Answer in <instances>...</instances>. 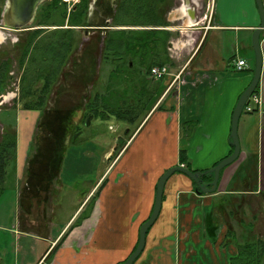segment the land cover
<instances>
[{
	"label": "crops",
	"instance_id": "obj_1",
	"mask_svg": "<svg viewBox=\"0 0 264 264\" xmlns=\"http://www.w3.org/2000/svg\"><path fill=\"white\" fill-rule=\"evenodd\" d=\"M182 1L176 6L179 7L177 15L166 14L169 25L159 27L167 30L162 31L169 38L166 44H159L151 59L168 65L170 74L159 81L166 86L147 117L130 136L126 134L127 125L123 127L122 132L128 138L118 133L109 140L102 156L106 165L95 174V179L87 180L83 190L79 185L66 189L60 175L53 201L57 207L70 211L60 208L57 217L63 216L66 220L61 223L53 220L48 237L21 231L17 226L12 228L7 224L10 219L2 218L6 224L1 222L0 229L12 234L14 239L17 234H27L46 241V247L42 252L32 248H19L18 252L14 248V254L0 248V264H116L124 261L136 245L140 225L152 213L159 177L174 165H185L180 163L181 149L186 150L196 170L212 167L229 153L233 110L254 74L252 36L260 25L258 6L256 0H207L206 4L201 0ZM201 7L205 10L198 15ZM180 20L182 22H178ZM261 46L264 56V33ZM74 57L66 63L69 68L66 65L63 68L67 75L72 73V80L76 81V108L80 106L76 111V115L79 113L76 124L81 128L76 133L78 141L85 128L95 127L101 120L90 114L85 120L82 118L87 111L82 103L87 101L92 87L83 84V80L92 76L105 88L113 63L105 60L102 66L98 58L95 73L92 65L96 58L83 53L82 44ZM239 59L247 63L242 69L235 64ZM180 72L184 81L173 82L174 75ZM259 93L263 97L261 108L242 113L240 117L241 153L238 160L220 174L218 192L198 193L189 176L182 172L172 174L164 188L161 211L148 230L145 248L136 264H229L230 256L237 249L234 244H222L227 227L223 223L215 226L214 203L228 190L232 176L251 154L256 129L259 155L256 194L264 190V64ZM109 102L110 106L112 101ZM103 109L107 111V105ZM18 112L21 123L16 161L9 163L3 183L11 184L9 192L13 191L19 208L23 171L39 112L25 109ZM0 125L4 127L1 121ZM110 127L115 128L111 124ZM120 139L126 143L112 160ZM93 198L87 217L71 228ZM53 209L54 205L50 214L54 213ZM65 234L56 253L48 256Z\"/></svg>",
	"mask_w": 264,
	"mask_h": 264
},
{
	"label": "trees",
	"instance_id": "obj_2",
	"mask_svg": "<svg viewBox=\"0 0 264 264\" xmlns=\"http://www.w3.org/2000/svg\"><path fill=\"white\" fill-rule=\"evenodd\" d=\"M169 1L171 0H119L118 12L112 13L114 25L141 28L109 29L105 34L101 32L92 33L91 28H84L93 25L87 21L89 0H82L77 9H72L70 13L67 9V3L62 0H48L40 6L36 16L38 21L34 25H58L59 27L52 30L53 36L49 35V40H44V42L52 41L58 37L59 44L57 46L51 44L50 47L46 43L42 45L40 41L43 32L47 31L48 28L39 27L28 31L26 36H22L15 47L20 50V55L17 58L18 64L23 69L19 78L20 89L17 102L25 110L39 112L23 171V185L20 190L18 223L21 231L48 237L51 234L50 224L53 220L59 223L66 220L63 216L57 217L61 207H57L53 197L56 191V183L62 172L68 139H72L81 128L75 120V113L80 106L76 108V104L64 97L65 93L60 91L65 88L59 82L62 74L66 77L62 80L69 82L72 89H76V81L72 80V73L68 74L70 75L69 78L64 72L63 66L70 60V57L76 56V50L80 44H82L83 53H88L96 58V62L92 65L95 73L97 71V57L101 56L102 63L109 59L112 61L113 68L105 88L102 85L99 86L101 81L95 80L92 76H89L86 81L83 80V84H91L92 87L87 101L82 103L84 107L87 106V111L82 118L85 120L89 114L94 118L100 117L102 119L114 115L127 125L126 134L130 136L147 117L166 86L162 83L159 84L160 82L147 83L146 79L152 80L148 78V72L152 66L164 64L160 61H152L151 57L159 44L161 42L166 44L169 38V35L166 34L167 36H165L166 32L162 31L166 29H159L161 26L169 25L164 9V3H169ZM5 2L6 0H0V21ZM66 19H68V27H64ZM78 26L83 28H77ZM86 30L89 31L87 43L83 42ZM49 48L54 50L53 53L59 57V60H55L53 63L47 61L48 64L41 62L36 69L34 67L35 62L40 57H45ZM45 58L49 59L48 57ZM131 62L132 65H130ZM138 68L147 76L146 78L136 80L137 76L135 75ZM13 70L12 56L7 55L0 59V95L9 90ZM32 70L35 72L34 75L31 74ZM252 71H254L253 67ZM259 91L260 84L255 93H259ZM51 100H54L52 105L50 104ZM110 100L112 103L109 106ZM106 105L107 111L103 109V106ZM256 110L248 111L244 107L243 114ZM254 132L256 138H252L254 144L251 145V154L240 164L232 176L228 190L222 193L219 200L214 203L215 226L219 227L223 223L227 227L225 240L222 244H235L237 249L236 253L230 256L229 264L264 263V237L257 235L251 237L246 232L241 233L244 238L243 241L238 240L240 239L239 233L234 223L236 221L244 227L245 208L252 198L251 195L256 194L259 187L258 132L257 134L256 131ZM17 139V129L13 125H4L0 134V197L5 191L3 182L7 175L8 165L16 161ZM125 143L126 140L120 139L118 144L123 147ZM233 149L232 146L226 156L230 155ZM111 158L113 157L111 156ZM180 163L193 169L185 149L180 151ZM224 169L225 167L221 173ZM213 176V173L205 174L202 176V181L204 183L211 182ZM192 182L196 189V182L193 179ZM258 193L264 196V190H259ZM93 204L94 198L71 228L79 225L87 217ZM53 205L54 213L50 214ZM87 209L89 210L87 211ZM247 225L250 228L248 231L253 230L254 223L250 222ZM66 236L67 234L63 235L48 256L53 255ZM138 242L139 235L132 252ZM139 257L133 264L137 262Z\"/></svg>",
	"mask_w": 264,
	"mask_h": 264
},
{
	"label": "rangeland",
	"instance_id": "obj_3",
	"mask_svg": "<svg viewBox=\"0 0 264 264\" xmlns=\"http://www.w3.org/2000/svg\"><path fill=\"white\" fill-rule=\"evenodd\" d=\"M179 1V0H178ZM181 4L183 3L182 0ZM179 1V2H180ZM76 0H70L67 2V9L69 11V8H72ZM204 4L207 3V0H203ZM175 5L169 12H172L173 14L177 15V8ZM205 10V7L200 8V12H198V15H202ZM34 22L37 23L38 19ZM178 22H182L181 20ZM66 24H68V19L65 21ZM0 26H3V23H0ZM49 29L42 35V40L40 43L43 45V43H46L48 47L52 45H58L59 40L58 37H56L52 41L44 42V40H49V35H52V26H48ZM47 27V28H48ZM135 27V26H130ZM28 32V31H27ZM27 33L23 31H13V30H6L1 29L0 27V59L6 57L7 55L12 56L13 58V65L14 70L11 72V75L13 76L9 90L0 95V121L4 123V125H13L14 128H16L19 132L20 128V115L18 112V109H20V113H22V110H24L21 105L17 102L18 96H19V78L22 73L20 64H18V56L20 55V50L15 48L16 44L20 40L22 36H26ZM57 35V34H54ZM53 36V35H52ZM89 38V35H86L84 32L83 36V42H86ZM50 42V43H48ZM87 43V42H86ZM52 44V45H51ZM53 49L49 48L47 49V53L45 54V57H48L47 60L45 57H40L35 62L34 67L37 69V65L41 62L47 63V61H50L53 63L55 60H59L54 53ZM75 56V55H74ZM73 56V57H74ZM73 57H70V61ZM42 58V60H41ZM76 58V56L74 57ZM69 61V62H70ZM68 62V63H69ZM48 64V63H47ZM137 64V62H136ZM103 66V63H102ZM139 66V64H138ZM67 69L69 68V65L66 64ZM149 73V72H148ZM31 74H35L34 70H32ZM135 76H138L139 78H146L145 74L139 69V71L136 73ZM148 78H151L152 80L146 79L147 83H159V80L154 79L151 77V75H148ZM155 80V81H153ZM162 81V80H160ZM59 82L61 85L65 86V88L61 89L60 91L65 93L64 97L70 99L73 101V104H76V89H72V85L69 84V82H64L62 80V76H60ZM161 84V83H159ZM101 86V84L99 85ZM54 103V100H51L50 104L52 105ZM62 104V102H61ZM254 105V104H252ZM8 107V108H7ZM23 115V114H22ZM245 115V114H244ZM79 113H75V120H78ZM99 124L95 127L91 128H85L83 131L81 138L76 141V135L71 140H68L67 143V151L64 157L63 167L61 176L65 180V188L66 189H73L75 186L79 185V188H85L87 180H93L95 179L94 176L97 174L101 168H103L106 165V161L103 162L102 156L104 152V148L108 146V142L110 139H114L118 133H121L120 136H124L125 139L128 138L125 136V134L122 132L123 127L126 125L123 121H120L116 118V116L111 115L110 117H106L104 119L100 118ZM114 126L115 128L111 129L109 128V125ZM243 124H241L242 126ZM252 126V124H251ZM3 126L0 125V134L2 133ZM251 130L253 131L252 127ZM256 129V134H257ZM119 145V144H118ZM114 149V153L112 157L114 158L116 155L120 153V150H122L123 147H120V145ZM213 145V144H212ZM211 145V146H212ZM119 147V148H118ZM219 151V150H218ZM117 152V153H115ZM217 152V150H215ZM112 158V160H113ZM111 161V160H110ZM112 162V161H111ZM234 163V162H233ZM231 163L230 166L233 164ZM108 164V163H107ZM229 167V165H228ZM5 191L1 195V205H0V223L3 222L6 224V221H2V218H9L8 220L10 226L12 228H19L17 217H18V202L14 199L13 191H10L11 184L5 185ZM11 193V194H10ZM252 198L245 208V214L243 215L244 220V227L234 221L236 225V229L239 233L238 237L243 241V236H241V233H246L253 236H261L264 237V196L257 193L252 194ZM90 203V202H89ZM88 203V204H89ZM87 204V205H88ZM87 207V206H86ZM67 208L64 210L66 211ZM70 211V209H67ZM89 209H87L88 211ZM254 223L253 230L248 231L249 225L248 223ZM247 226V227H246ZM14 230V229H13ZM235 245V244H234ZM46 247V241H43L40 238H34V236L27 235V234H21L14 237L12 234L6 232L5 230L0 229V248H3V250H9L11 253L14 254V248L17 249L19 252V248H32L34 251H43ZM59 249L56 248L55 251ZM41 251V252H42ZM56 253V252H55ZM12 254V255H13ZM264 264V263H263Z\"/></svg>",
	"mask_w": 264,
	"mask_h": 264
},
{
	"label": "water",
	"instance_id": "obj_4",
	"mask_svg": "<svg viewBox=\"0 0 264 264\" xmlns=\"http://www.w3.org/2000/svg\"><path fill=\"white\" fill-rule=\"evenodd\" d=\"M44 1L45 0H6L3 10V19L1 20V22L3 23V26H0L1 29H28L30 23L34 20L38 6ZM256 3L260 13V25L255 28L252 36V47L255 53L254 74L249 85L239 96L238 101L233 110L231 120V131L229 136V142L234 147L233 152L230 155L220 159L212 167L205 170L190 169L185 165L179 164L168 168L158 179L156 185L154 207L149 218L140 226L139 242L135 250L127 257L126 260L120 262L119 264H133L143 252L146 245V237L148 230L159 216V213L162 208L164 188L172 174L176 172H182L189 176L196 182V191L198 193H214L218 189V183L222 169L236 161L240 156V117L244 111V107L247 104L249 98L255 93L258 85L260 84L264 64V56L261 46V36L264 33V1L256 0ZM85 33L86 35H88L89 31L86 30ZM208 173L214 174L213 180L211 182L204 183L202 181V176Z\"/></svg>",
	"mask_w": 264,
	"mask_h": 264
},
{
	"label": "flooded vegetation",
	"instance_id": "obj_5",
	"mask_svg": "<svg viewBox=\"0 0 264 264\" xmlns=\"http://www.w3.org/2000/svg\"><path fill=\"white\" fill-rule=\"evenodd\" d=\"M46 1H48V0H45L44 2H42L38 6V9L36 10V13H35L34 20L30 23L28 29H11V30L23 31V32L27 33V31L33 30L35 28H39V27L47 28L48 26H36V25H34V22H35L36 16L38 15V11H39L40 6L43 3H45ZM62 1H64V0H62ZM118 1L119 0H89L87 21L93 25L90 27H87V28H91L92 33L101 32L102 34H105L106 31L109 29L140 28L138 26L130 27V26H125V25H114V22H113L114 19H113L112 13L116 14L118 12V10H119ZM179 1L178 0H171V1H169V3H167V2H166V4L164 3L165 13L167 14L175 5H181V1L180 2ZM64 2H66V1H64ZM81 2H82V0H76L73 7L69 8V13L71 12L72 9H77V6ZM202 2H203V0H201V3ZM3 10H4V7H3ZM1 15H2L1 20H2L3 19V11L1 13ZM0 23H1V21H0ZM51 26L53 27V29L59 27L58 25H51ZM64 27H68V25L66 24V25H64ZM77 28H83V27L78 26ZM84 28H86V27H84ZM48 29H49V27H48ZM97 58L101 59V56H99ZM120 262H122V261H120ZM120 262H118L116 264H119Z\"/></svg>",
	"mask_w": 264,
	"mask_h": 264
},
{
	"label": "built area",
	"instance_id": "obj_6",
	"mask_svg": "<svg viewBox=\"0 0 264 264\" xmlns=\"http://www.w3.org/2000/svg\"><path fill=\"white\" fill-rule=\"evenodd\" d=\"M64 1L69 2L70 0H64ZM235 64H236V67L238 69H242L247 65L246 60H244V59H239V60L235 61ZM149 74L151 75V77H153L156 80L165 79V77L170 74L169 66L166 64L154 65L150 68ZM177 80H179L180 82L184 81V79H182V72L178 73L177 75H174L173 82H176ZM252 104H254V105H252ZM262 104H263V97L261 96V94L260 93H254L249 98V100L246 104V109L248 111L260 109Z\"/></svg>",
	"mask_w": 264,
	"mask_h": 264
}]
</instances>
